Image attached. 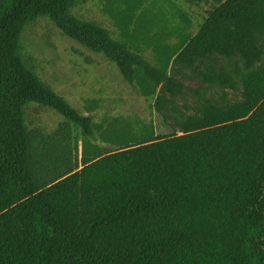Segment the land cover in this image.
I'll list each match as a JSON object with an SVG mask.
<instances>
[{
  "label": "trees",
  "instance_id": "16d2710c",
  "mask_svg": "<svg viewBox=\"0 0 264 264\" xmlns=\"http://www.w3.org/2000/svg\"><path fill=\"white\" fill-rule=\"evenodd\" d=\"M0 0V264H264V0ZM40 18L114 63L151 114H84L42 78L23 36ZM240 57L209 85L238 101H176L174 65ZM90 64L94 63L88 58ZM64 120L30 127L29 110Z\"/></svg>",
  "mask_w": 264,
  "mask_h": 264
},
{
  "label": "rangeland",
  "instance_id": "374dc122",
  "mask_svg": "<svg viewBox=\"0 0 264 264\" xmlns=\"http://www.w3.org/2000/svg\"><path fill=\"white\" fill-rule=\"evenodd\" d=\"M177 1L192 12L194 30H197L207 15L208 6H196L184 0ZM75 13L81 18L95 19L111 28L109 18L100 10L99 0H86L85 4L75 9ZM23 43L34 56L42 78L84 114H88L83 109L85 98L97 96L105 100L104 109L97 112L99 116L105 112L150 116L155 97L142 96L124 79L114 63L108 61L102 54L90 51L75 40L64 36L49 18H40L29 26L23 36ZM88 58L94 63L90 64ZM241 66L243 61L240 57L229 58L219 54L191 66L174 65L172 73L186 86L183 93L175 98L177 103L184 110L193 112V108L204 101L240 100L241 87L232 89L209 85L203 74L235 73ZM63 120L64 117L56 111L37 105H33L28 114L30 127H38L47 132L55 130Z\"/></svg>",
  "mask_w": 264,
  "mask_h": 264
},
{
  "label": "crops",
  "instance_id": "0c3cea01",
  "mask_svg": "<svg viewBox=\"0 0 264 264\" xmlns=\"http://www.w3.org/2000/svg\"><path fill=\"white\" fill-rule=\"evenodd\" d=\"M211 2L212 1H214V2H216L217 4L216 5H219V4H221L222 2H224L225 0H210ZM214 2H212V3H214ZM215 4V3H214Z\"/></svg>",
  "mask_w": 264,
  "mask_h": 264
}]
</instances>
